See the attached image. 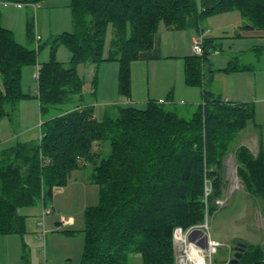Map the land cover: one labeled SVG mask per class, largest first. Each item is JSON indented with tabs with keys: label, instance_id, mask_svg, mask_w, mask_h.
<instances>
[{
	"label": "trees",
	"instance_id": "16d2710c",
	"mask_svg": "<svg viewBox=\"0 0 264 264\" xmlns=\"http://www.w3.org/2000/svg\"><path fill=\"white\" fill-rule=\"evenodd\" d=\"M70 7L73 29L51 36V58L40 63L44 44L36 43L31 19L26 34L35 47L16 40L0 11V119L18 118V104L27 95L22 73L32 64L38 67L41 114L39 139L0 149V237L24 234L27 215L21 208L45 206L74 170L91 165L100 203L86 211L79 264H130L133 252L143 264H176L175 229L200 225L217 210L224 160L238 133L249 123L258 126L255 105L223 100L204 85V65L214 49L209 37L203 55L185 58L186 83L203 86L202 102L190 118L174 108L170 92L166 101L150 99L145 108L109 104L99 119L96 96L87 97L78 67L118 61V91L129 96L131 63L153 47L161 27L184 29L193 19L203 33L206 15L238 10L242 28L264 31V0H71ZM60 45L71 52L68 62L55 58ZM237 59L226 70L251 69ZM97 78L96 70L95 87ZM234 156L245 189L264 200V149L253 154L239 146ZM245 243L242 256L230 264H264V246Z\"/></svg>",
	"mask_w": 264,
	"mask_h": 264
},
{
	"label": "rangeland",
	"instance_id": "374dc122",
	"mask_svg": "<svg viewBox=\"0 0 264 264\" xmlns=\"http://www.w3.org/2000/svg\"><path fill=\"white\" fill-rule=\"evenodd\" d=\"M70 5L71 0H40L38 7L27 10L26 6L17 7L16 4L9 3L0 9L4 10L2 24L11 28L16 40L21 44L30 47H35L37 42L44 44L39 51L38 61L46 62L51 58V47L46 42L53 35L73 29ZM9 11H12L11 17ZM27 18L34 23L36 43L27 38ZM190 22L194 23L193 19H190ZM201 22L206 25L204 37L211 38L214 46L221 50L217 54L212 49L208 54L209 60L204 65V85L220 95L223 100L252 102L255 105V121L258 126L253 127L249 123L238 133L224 160L225 182L222 197L217 200L218 208L208 220L196 227L205 232L204 236L195 234L197 237L203 239L210 235L212 239L220 242L217 251L210 252L205 247L203 251L201 248L205 240L192 248L191 240L187 237V240H184L186 230H178L174 234L176 264H196L190 254L197 247L202 252L204 264H230L235 258L238 242L261 243L264 246V200L251 196L245 189L238 175V163L234 156L239 146H245L241 142L246 136L254 147L258 144L259 148L261 143L264 149V31L242 28L241 15L236 10L210 13ZM160 31L166 33L164 27H161ZM165 33L167 50H173V53L176 50L178 55L194 53V39L200 40V34L192 38L195 32L188 28ZM109 39L110 36L106 41V49ZM236 55L240 64H248L251 69L226 70L230 58ZM70 57L68 47L60 45L55 58L68 62ZM183 58L164 57L161 58L163 60L152 58L147 61L151 65L152 88L156 85L161 70L164 73L163 78L170 76L173 82L177 79V83L171 85L162 101L171 92L176 100L174 108L190 118L196 106L202 102L203 86L186 85L183 79ZM92 67L96 66L80 64L78 70L86 80L87 97L93 99V96H96V114L101 119L107 105L122 103L123 96L118 91L120 64L118 61H103L98 68ZM37 68V64H32L26 66L22 73V87L27 95L21 100L19 124L18 118L0 119V149L40 137L41 114L38 99L35 97L38 94V76L35 74ZM211 69L214 70L212 79ZM96 70L98 78L95 87L93 80ZM93 89H96V92L91 94ZM136 106L146 107L145 104ZM91 173V165L76 169L65 185L54 189L53 199L46 203V207L40 203L33 207L21 208V212L27 215V230L22 235L12 233L0 237V264L81 263L85 246L86 211L100 203L99 185L92 180ZM45 209L48 212L44 215ZM130 264H143L140 253H131Z\"/></svg>",
	"mask_w": 264,
	"mask_h": 264
},
{
	"label": "crops",
	"instance_id": "0c3cea01",
	"mask_svg": "<svg viewBox=\"0 0 264 264\" xmlns=\"http://www.w3.org/2000/svg\"><path fill=\"white\" fill-rule=\"evenodd\" d=\"M9 3L10 4H16L17 7L26 6L27 10H29L30 8L34 9V8L38 7V5H39V2L34 3V2L29 1V0H0V9L2 6H4V5L6 6V4H9ZM4 9H8V8H4ZM0 11L2 12V17H3V11L4 10H0ZM236 11H238V10H236ZM238 12L241 15L240 11H238ZM11 14H12V11H9L10 17H11ZM27 15H28V13H27ZM241 19H242V26H243L244 18L242 17V15H241ZM27 21H28V18L26 19V24H27ZM201 26L203 28L206 27V25H204V23H202V22H201ZM6 27L10 28L8 26H6ZM164 28H165L166 33L173 32V31L177 30L176 28H173L172 26H164ZM186 28H188V30H194L195 33L192 34V38H196L195 37L196 34H200V32L196 29L195 24L191 23L190 21L188 22V25ZM164 33L165 32H161L159 30L155 36V41H154L153 47L150 50L142 52L141 57L139 59L132 61V63H131V93L129 96L121 94L123 96V98L121 99L122 100L121 104H123V105L145 104L146 105L150 99L162 101V99L166 95V93H167L168 89L171 87V85L177 83V79L173 82L171 80L170 76L163 78L164 73L161 70V73L158 76V79H156V85L152 88L151 65L147 61V60H150L152 58L155 60H163L161 58H164V57L165 58H172V57H176V58L182 57L183 58L184 57L183 58L184 59V61H183V65H184L183 79H185L184 78L185 77V58L187 56L193 55L194 53H191V54L189 53L186 55H184L185 53H183L182 55H178V54H176L177 53L176 50L173 53V50H171V49H170L171 50V52H170L169 50H167L168 46L164 42V40H165L164 39V37H165ZM203 33L204 34L206 33L205 29H204ZM238 35L240 36V33H238ZM220 51L221 50H219V47L214 46L213 52L218 54V53H220ZM235 57H238V56L236 55ZM230 59H232V57ZM150 62H155V61H150ZM182 68H183V66H182ZM36 72H35V74H36ZM186 85L188 86V84H186ZM172 99L176 102V100L174 99V96H172ZM166 100H167V98L164 101H166ZM226 100L231 101L230 99H226ZM103 101L107 102V100H103ZM38 102H39V100H38ZM232 102H238V101H232ZM242 102H244V101H242ZM96 103L98 104V101H96ZM20 104H21V101H20L19 107H18V111H19V113H18V124L20 121V107H21ZM251 126L256 127L252 123H251ZM17 127H19V125ZM40 136H41V134H40ZM248 140H249L248 136H246L245 140L242 141L241 144L247 146L251 152H254L253 154H256L259 151L260 147H262L261 143H260L259 148H258V144H257V147H254L253 143L248 142ZM257 148H258V150H257ZM202 248H204L203 245H202Z\"/></svg>",
	"mask_w": 264,
	"mask_h": 264
},
{
	"label": "built area",
	"instance_id": "2783aa9c",
	"mask_svg": "<svg viewBox=\"0 0 264 264\" xmlns=\"http://www.w3.org/2000/svg\"><path fill=\"white\" fill-rule=\"evenodd\" d=\"M39 37V36H38ZM204 33H200V40L198 39H195L194 40V44H193V51H194V54H197V55H203L204 53ZM36 75L38 76V72H36ZM48 210L45 209L44 210V215L45 213H47ZM42 224L44 225V222L42 221ZM201 225V224H200ZM197 226H194V227H191V228H188L186 230V235L184 236V240H187V238H189V233L194 229L196 228ZM180 230L181 232H184L183 229L181 227H178L175 229V232L174 234L176 233V231ZM187 237V238H186ZM175 238L177 239V234L175 235ZM205 240V241H204ZM190 241V240H189ZM206 242V248L210 251V252H216L217 251V248L219 247L220 245V242L215 240V239H212L210 237V235L205 238H200V237H197L196 235L194 236V240L193 241H190L191 243V246L192 245H200L202 242ZM212 241H215L216 242V245L213 246L211 244ZM215 247V251L212 250V248ZM203 251H204V248H201Z\"/></svg>",
	"mask_w": 264,
	"mask_h": 264
},
{
	"label": "water",
	"instance_id": "95a60500",
	"mask_svg": "<svg viewBox=\"0 0 264 264\" xmlns=\"http://www.w3.org/2000/svg\"><path fill=\"white\" fill-rule=\"evenodd\" d=\"M197 233H202L205 235V232L202 229L199 228H194L190 234H189V240H194V236ZM247 246V244L245 242H238L235 249L237 250V252L235 253V258H233L231 260V263H236L239 258L242 256V251H244L245 247ZM203 247L206 248V243L204 242Z\"/></svg>",
	"mask_w": 264,
	"mask_h": 264
},
{
	"label": "bare ground",
	"instance_id": "6f19581e",
	"mask_svg": "<svg viewBox=\"0 0 264 264\" xmlns=\"http://www.w3.org/2000/svg\"><path fill=\"white\" fill-rule=\"evenodd\" d=\"M201 234L202 236H204V234L202 233H199ZM193 246L195 245H192V248H194ZM196 247V246H195ZM191 257H193L195 260H196V264H199V262L202 260L203 261V258L201 257L202 256V252L200 251V249L197 247L195 248L194 252H192L190 254ZM204 264V263H203Z\"/></svg>",
	"mask_w": 264,
	"mask_h": 264
},
{
	"label": "clouds",
	"instance_id": "9594fccd",
	"mask_svg": "<svg viewBox=\"0 0 264 264\" xmlns=\"http://www.w3.org/2000/svg\"><path fill=\"white\" fill-rule=\"evenodd\" d=\"M211 244H212L213 246H215V245H216V242H215V241H212ZM212 250L215 251V247H213ZM199 264H203V261L201 260V261L199 262Z\"/></svg>",
	"mask_w": 264,
	"mask_h": 264
}]
</instances>
